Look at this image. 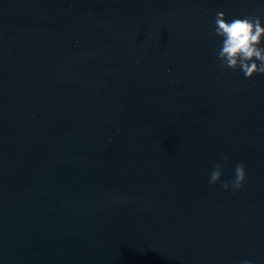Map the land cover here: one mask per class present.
<instances>
[{
	"label": "water",
	"instance_id": "obj_1",
	"mask_svg": "<svg viewBox=\"0 0 264 264\" xmlns=\"http://www.w3.org/2000/svg\"><path fill=\"white\" fill-rule=\"evenodd\" d=\"M217 11L264 0H0V264H264V73Z\"/></svg>",
	"mask_w": 264,
	"mask_h": 264
},
{
	"label": "clouds",
	"instance_id": "obj_2",
	"mask_svg": "<svg viewBox=\"0 0 264 264\" xmlns=\"http://www.w3.org/2000/svg\"><path fill=\"white\" fill-rule=\"evenodd\" d=\"M214 34L222 38L221 47L216 55L225 69L239 68L246 78L256 73H264V21L259 16L233 18L229 21L226 13L217 11L214 17ZM259 61V63H257ZM224 163L228 157L224 156ZM224 164L216 163L209 176V183L225 189H242L247 173L243 163L234 167V177L231 181H222ZM243 264H251L244 261Z\"/></svg>",
	"mask_w": 264,
	"mask_h": 264
}]
</instances>
